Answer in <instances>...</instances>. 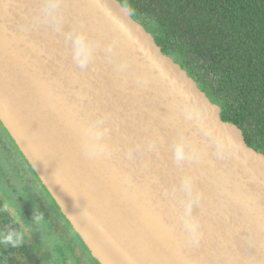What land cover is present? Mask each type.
Listing matches in <instances>:
<instances>
[{
	"label": "water",
	"instance_id": "95a60500",
	"mask_svg": "<svg viewBox=\"0 0 264 264\" xmlns=\"http://www.w3.org/2000/svg\"><path fill=\"white\" fill-rule=\"evenodd\" d=\"M38 7L39 0H0V122L93 259L118 264L111 252L121 248L136 264H264V153L223 119L221 106L122 0H68L64 32L83 19L100 38L85 69L73 61L64 32L24 28ZM117 37L109 59L105 49ZM121 59L131 61L124 70ZM145 72L148 82L137 83ZM183 106L200 119H188ZM108 110V139L118 151L90 158L80 126ZM154 131L162 137L156 148L129 159L128 146ZM180 131L209 145L203 159L176 164ZM205 132L236 152L218 158ZM185 171L205 192L193 210L204 237L191 247L177 221L180 194L164 193ZM129 172L133 186L124 180ZM88 206L91 220L81 215Z\"/></svg>",
	"mask_w": 264,
	"mask_h": 264
},
{
	"label": "trees",
	"instance_id": "16d2710c",
	"mask_svg": "<svg viewBox=\"0 0 264 264\" xmlns=\"http://www.w3.org/2000/svg\"><path fill=\"white\" fill-rule=\"evenodd\" d=\"M122 2L164 52L189 71L221 106L223 119L238 125L248 143L264 153V0ZM212 75L219 81L217 86L209 79ZM44 199L42 210L52 209L62 226L59 251H63L66 238V248L73 256L86 264H98L45 191ZM4 222L0 217V226ZM9 249L14 264H41L34 253L43 254L32 240L22 248ZM40 261L47 264L45 258Z\"/></svg>",
	"mask_w": 264,
	"mask_h": 264
},
{
	"label": "clouds",
	"instance_id": "9594fccd",
	"mask_svg": "<svg viewBox=\"0 0 264 264\" xmlns=\"http://www.w3.org/2000/svg\"><path fill=\"white\" fill-rule=\"evenodd\" d=\"M68 0H39V7L35 9L34 14L26 18L24 28H32L40 25H50L56 32H64L66 21V9ZM81 19L72 24L70 29L64 32L65 41H70L73 46L72 59L81 69L87 68L96 56L99 47L100 38L91 37L89 32L83 26ZM118 37L112 39L107 45L105 52L109 59L115 56L113 49L117 46ZM131 63L129 59L119 61L120 70H124ZM149 80L147 72L142 73L137 83L146 84ZM186 117L200 119L198 112H194L187 106L182 107ZM111 110L104 111L96 116L87 124L81 125L83 136V150L88 157L103 156L110 159L118 151L116 145L108 139L111 128ZM151 122H149V125ZM205 135L214 142L215 151L218 158L235 153V149L230 141H221L208 132ZM162 141L158 132L154 131L147 140L140 139L130 144L127 148V157L133 158L137 153H146L155 149L157 144ZM208 144L200 145L192 142L183 131L174 140V160L176 164H182L188 159L200 160L205 157L208 151ZM42 156L39 153L34 154V161H40ZM150 159H145L147 166ZM125 182L133 186L135 184L131 172L124 175ZM179 192L180 198L176 201L180 206V212L177 221L182 224L185 234V243L191 247L199 244L204 237L202 227V216L194 214L193 210L205 198L203 189H198L196 179L192 171H185L179 184H173L164 187V193ZM25 200L29 199L27 195L21 194ZM18 200V198H17ZM17 200L0 202V217L5 218V222L0 226V249L9 247L19 249L32 240V233L42 231L47 223L46 216L40 210L39 205H35L32 216V222L29 223L23 215V210ZM92 210L90 206L84 209L82 216L91 220ZM13 225H18L13 227ZM36 225L37 228H34ZM103 230V225H100Z\"/></svg>",
	"mask_w": 264,
	"mask_h": 264
},
{
	"label": "rangeland",
	"instance_id": "374dc122",
	"mask_svg": "<svg viewBox=\"0 0 264 264\" xmlns=\"http://www.w3.org/2000/svg\"><path fill=\"white\" fill-rule=\"evenodd\" d=\"M201 65V63H200ZM201 66L197 68V70L200 69ZM203 72V71H202ZM209 79L213 81V85H218L219 81H216V77L214 75L209 76ZM0 135H3V130L0 129ZM1 159V157H0ZM1 161H4L1 159ZM5 164V163H4ZM24 165H22L23 167ZM0 172L4 174V178L0 176V181L4 185V179L10 178L11 184L7 185L5 187L6 194L11 197L13 200H19L20 195L22 194V178L20 177L19 173H14L13 167L11 165H3L0 166ZM33 182L36 184V181H34L32 177ZM29 199L31 204H33V200L31 199L29 194H25ZM23 197V196H22ZM17 200V202H18ZM26 200V201H27ZM23 210L24 218L31 223L32 222V216L34 212V207L31 205L29 206V203L27 206L22 205L21 206ZM50 220H47V223L44 225L43 232L42 231H35L32 233V236L35 239L36 244L41 250V253L43 254V257L39 256L37 251H35L34 256L37 258V260L43 264L40 260L43 261V259H46L47 264H86V262H82L80 259H77V257L73 256L71 252L66 248L67 241L66 238L63 239V246L64 249L62 252L59 251L57 248V244L60 240V234L61 231L58 228H55V222L52 218H49ZM34 228H37L36 225H33ZM0 258L4 264H14L12 261V253L9 248L7 249H0ZM72 260V263H71ZM88 264V262H87Z\"/></svg>",
	"mask_w": 264,
	"mask_h": 264
},
{
	"label": "flooded vegetation",
	"instance_id": "af4514ba",
	"mask_svg": "<svg viewBox=\"0 0 264 264\" xmlns=\"http://www.w3.org/2000/svg\"><path fill=\"white\" fill-rule=\"evenodd\" d=\"M0 129L3 130V135H0V157L2 160H4V161H1V159H0V166L9 164L13 167L14 173H17V172L19 173L20 177L23 180L22 185H21L22 193L23 194H29L31 199L33 200V204H31V202L29 200L26 201L25 198L21 196V197H19L18 203L20 204V206H22V205L27 206V204L29 203L30 207H31V205H33V207H35V205L38 204L40 207V210L46 216V219L50 220L49 218H52L56 224L55 228L60 229V231L62 233V231H63L62 226L56 222V220L58 218L56 217V215L54 214L52 209H49V210L47 209L46 211L42 210L43 209L42 204L45 203L44 191L45 192H47V191L45 190V188L43 187L41 182L37 179V177H34L35 175H33L34 174L33 171L31 170L30 166L27 164V162L24 160V158L22 157V155L18 151L17 147L15 146L14 142L12 141L10 136L8 135L7 131L5 130V128L3 127L1 122H0ZM22 165H24V166L22 167ZM0 176H2L4 178V174L1 172H0ZM32 177H33L34 181H36V184L33 182ZM9 179L10 178L4 179V185L0 181V202L13 201V199L11 197H9L5 191V187L7 185L11 184V180L9 181ZM66 223H68V222H66ZM16 226L18 227V225H16ZM72 232H74V231L72 230ZM32 238H33V242H35V239L33 236H32ZM0 260H1V258H0ZM1 264H4L2 262V260H1Z\"/></svg>",
	"mask_w": 264,
	"mask_h": 264
},
{
	"label": "bare ground",
	"instance_id": "6f19581e",
	"mask_svg": "<svg viewBox=\"0 0 264 264\" xmlns=\"http://www.w3.org/2000/svg\"><path fill=\"white\" fill-rule=\"evenodd\" d=\"M47 173H51V171L47 172ZM110 247L114 248V246L112 244H109ZM115 249V248H114ZM116 252H111L116 260V262L118 264H130L124 257H126L127 259H129L130 261H132L131 264H136L134 262V260L131 258V256L125 252L123 249L121 248H116L115 249ZM115 253V254H114Z\"/></svg>",
	"mask_w": 264,
	"mask_h": 264
}]
</instances>
